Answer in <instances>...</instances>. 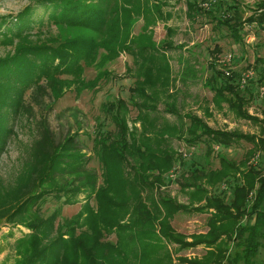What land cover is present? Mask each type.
<instances>
[{"label": "trees", "instance_id": "16d2710c", "mask_svg": "<svg viewBox=\"0 0 264 264\" xmlns=\"http://www.w3.org/2000/svg\"><path fill=\"white\" fill-rule=\"evenodd\" d=\"M35 1L15 16H0V46L11 47L0 55V155L13 133L7 122L23 106L28 89L38 95L44 87L49 88L51 96L59 98L65 88L81 83L84 67L95 64L100 50L104 51L101 64L123 52L130 54L139 73L135 86L129 87L131 101L121 97L103 104L115 131H98L94 137L100 174L87 168L88 156L78 146L76 135L56 140L44 125L15 184L0 193V217L18 220L35 231L16 240V264H172L164 240L181 247L206 246L200 257H179L182 264H264L260 257L264 248V110L259 117L247 107L253 90L264 83V57H255L259 76L244 88L240 87L239 72L231 69L226 75L217 57L210 61L212 73L204 84L213 92L214 105L225 103L236 116L261 125L259 134L215 129L198 115H181L171 103L160 99L165 95L169 101L174 91H170L169 61L152 40L151 26L173 17L170 0ZM183 1L189 22L205 17L213 27L224 29L234 43L244 42L245 24L264 31V0L256 2L247 17L242 12L244 0ZM37 6L49 7L46 19L34 16ZM138 20L143 22L142 31L134 35ZM45 24L83 31L66 38L51 34L43 39L39 33ZM161 100L166 102L165 111L177 121L159 113ZM129 104L137 110L140 128L128 124ZM172 139L189 147L203 144L205 164L179 157L171 147ZM240 141L252 146L238 162L215 150ZM215 152L219 165L209 167L207 161ZM179 158L187 173L183 171L177 182L189 206L163 194L150 209L142 191L172 181L166 174ZM224 181L226 190L209 192ZM49 192L62 199V204L76 203L82 194V210L69 220L61 219L54 228L57 212L43 218L37 206ZM180 210L207 213V231L185 241L169 224ZM247 218L251 220L246 222ZM110 235L114 241L108 239Z\"/></svg>", "mask_w": 264, "mask_h": 264}, {"label": "rangeland", "instance_id": "374dc122", "mask_svg": "<svg viewBox=\"0 0 264 264\" xmlns=\"http://www.w3.org/2000/svg\"><path fill=\"white\" fill-rule=\"evenodd\" d=\"M170 1L169 8L173 9V17L167 22L158 21L151 26L152 40L159 50L165 52L169 61L172 80L170 91H174V98L169 101L165 95H160V99L168 104L171 103L181 115L184 113L198 115L212 128L259 134L260 124L236 116L225 103L218 107L214 105L211 101L213 92L205 86L204 81L212 73L209 63L214 57L226 59L231 54L232 59L230 62H226V65L230 64V68L239 73L250 66L254 67L255 57H264V31L252 25L248 30L254 33V40L248 43L244 39L243 43H234L224 29L213 27V23L205 17H199L194 23L189 22L184 14L183 0ZM205 1L212 2L214 0ZM258 1L244 0L242 2L243 17H247L251 13ZM35 3V0H0V16L8 14L15 16L26 5H35ZM47 8L49 7L37 6L34 16L37 19L40 17L46 19ZM142 24V20H138L134 24L132 34H139L142 31ZM43 29L39 33L43 39L51 34H58L61 38H66L83 31L68 27L58 29L55 26L49 27L47 24ZM243 34L245 38V30ZM215 47H217V51ZM10 50V46H0V55L3 56ZM103 52V50L99 51L95 64L84 67L81 83L65 88L59 98L54 99L49 88L45 87L44 92L38 95L32 89L25 92L23 106L13 113V119L11 118L7 122L13 126V133L9 136L6 148L0 155V193L15 184L24 164L32 157L33 146L41 137L44 125L48 126L56 140H61L70 134L76 135L78 146L88 156L87 168L98 174L101 173V165L94 154V137L98 131H115V125L108 113L104 111L103 104L121 97L131 101L129 87L135 86V80L139 73V66L134 64L130 54L123 52L115 59L101 64L99 60ZM259 66L258 63L256 66L257 77L259 76ZM188 69L190 70L189 74L183 75V72ZM60 77L70 78L66 75ZM88 83L94 84L87 85ZM162 100L157 106L159 113L170 121H177L175 115L165 111L164 104L166 102L163 103ZM247 107L250 114L261 117L264 110V96L260 97L258 90H253V99ZM127 119L130 127L140 128L137 110L132 104L128 106ZM184 121L187 122V119ZM170 144L181 155L179 157L192 160L200 166L205 164L203 144L189 147L184 141L177 139H172ZM251 146V143L240 141L230 147L216 146L215 150L238 162ZM256 156L259 160L262 157L261 153ZM181 160L182 158H179L175 168L166 174L169 179H173L172 181L142 191V196L146 199V205L150 209L153 206L152 202L163 194L174 197L185 204L188 202L187 196L180 190V185L177 182V179H181L182 172L186 171V167L182 168ZM207 164L213 168L219 165L216 152L208 159ZM68 179L70 178L68 177ZM225 185L227 186L226 181L220 183L216 188L210 189L209 192L217 194L224 191L226 190ZM79 198L80 200L76 203L62 204V199H56L53 192H49L44 195L43 200L38 201V213L46 218L54 211L57 212L58 216H55V221L53 220V227L57 228L58 221L69 220L82 210V194L79 195ZM90 203L95 206L93 199L90 200ZM207 217V213L180 210L174 213L169 224L176 233L185 236V241L191 242L194 234L207 231ZM245 220L247 222L251 219ZM34 232L31 227H27L18 220L0 217V264H16L18 259L14 248L16 240ZM53 234L56 235L54 231ZM108 239L114 241L115 237L110 235ZM164 242L171 253L172 264H182L179 260L181 256L200 257L206 250L204 244L181 247L175 242L167 240ZM260 257L264 261V248L261 249Z\"/></svg>", "mask_w": 264, "mask_h": 264}, {"label": "built area", "instance_id": "2783aa9c", "mask_svg": "<svg viewBox=\"0 0 264 264\" xmlns=\"http://www.w3.org/2000/svg\"><path fill=\"white\" fill-rule=\"evenodd\" d=\"M250 27H252V26L245 24V35H246V37L244 39L248 43H250L254 40V33L251 32L250 30H248ZM231 59H232L231 54H229L226 59H219V58L217 59L219 66H221V69L224 71V73L226 75H230V71H231L230 64L226 65V62H230ZM262 70L264 71V64H263ZM256 78H257L256 69L254 67H249L248 69H246L245 71L240 73V77L238 79L239 83H240V87L241 88L246 87L250 83V81L254 82L256 80ZM258 92H259L260 97L264 96V83H262L258 87Z\"/></svg>", "mask_w": 264, "mask_h": 264}]
</instances>
